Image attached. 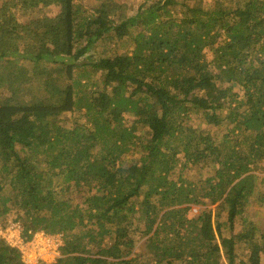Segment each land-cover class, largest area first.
<instances>
[{
    "label": "trees",
    "instance_id": "trees-1",
    "mask_svg": "<svg viewBox=\"0 0 264 264\" xmlns=\"http://www.w3.org/2000/svg\"><path fill=\"white\" fill-rule=\"evenodd\" d=\"M134 4L0 0V214L66 233L57 264H262L264 0Z\"/></svg>",
    "mask_w": 264,
    "mask_h": 264
},
{
    "label": "rangeland",
    "instance_id": "rangeland-1",
    "mask_svg": "<svg viewBox=\"0 0 264 264\" xmlns=\"http://www.w3.org/2000/svg\"><path fill=\"white\" fill-rule=\"evenodd\" d=\"M135 2V7H137L138 5L141 4V2H143L144 0H133ZM213 0H197V4L198 6H202L204 3H209ZM59 12V7L57 6H50V7H43L40 6L36 11H34L32 13V16L30 18L35 19L37 18L39 15H49V16H53L55 14H57ZM121 51H125L123 49H121ZM120 51V52H121ZM208 58L211 59V53H208ZM96 79H99V75H96ZM83 113V112H82ZM80 112L75 111V113H72L68 116L65 117V120H62L64 122V124L68 127H71L74 123V121L76 120H82L83 121V114ZM133 120V117L131 115H125V121H127V123H130ZM206 131H209L210 133H213L214 135L216 133L219 132V130L215 129V127L213 126H204ZM217 136V135H216ZM179 168H181V166H179ZM189 174L187 175L189 178H191L192 176L196 179V182L199 181V179H201L205 174L206 171L196 168L194 167L192 170H190L188 172ZM178 176L174 173L173 174V178H177ZM264 191V187L261 188ZM215 206H211L210 209H214ZM204 209V207L201 206H193V209L191 211V213L188 214L189 218H195L200 214V211ZM248 214L250 216V218L257 224L260 226H264V204H259V203H255L253 202L250 207L248 208ZM24 219L23 218H19L18 217V212L16 211H12L11 213L7 214V215H3L0 214V225H6L9 222H20L21 224L23 223ZM221 222H226V214L223 213L222 218L220 220ZM241 222H237V224H235L232 227H229V225H227L224 231L225 236H231L232 233H238V231L241 230V226H240ZM23 225V224H22ZM139 225H143V223H139ZM24 227V226H23ZM146 240L147 238H142L139 240L134 256L135 255H139L142 257H145L147 254V249H146ZM237 249L239 250V253L242 256L246 255V251L244 250V248H242V246H237ZM148 260L150 258H147ZM262 264H264V252L262 253Z\"/></svg>",
    "mask_w": 264,
    "mask_h": 264
},
{
    "label": "built area",
    "instance_id": "built-area-1",
    "mask_svg": "<svg viewBox=\"0 0 264 264\" xmlns=\"http://www.w3.org/2000/svg\"><path fill=\"white\" fill-rule=\"evenodd\" d=\"M0 238L19 251L22 264H57L66 246V233H26L20 222L0 225Z\"/></svg>",
    "mask_w": 264,
    "mask_h": 264
}]
</instances>
